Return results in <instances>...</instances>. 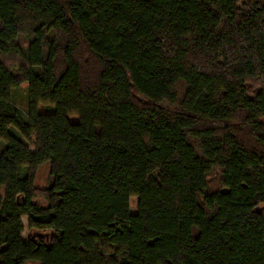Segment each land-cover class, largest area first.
Instances as JSON below:
<instances>
[{"label": "trees", "instance_id": "16d2710c", "mask_svg": "<svg viewBox=\"0 0 264 264\" xmlns=\"http://www.w3.org/2000/svg\"><path fill=\"white\" fill-rule=\"evenodd\" d=\"M28 262L264 264V0H0V264Z\"/></svg>", "mask_w": 264, "mask_h": 264}, {"label": "rangeland", "instance_id": "374dc122", "mask_svg": "<svg viewBox=\"0 0 264 264\" xmlns=\"http://www.w3.org/2000/svg\"><path fill=\"white\" fill-rule=\"evenodd\" d=\"M10 64L14 65L17 63V61L11 59L9 61ZM25 88L26 86H23L22 89L20 91H18L16 93V97H15V103L16 105H20L23 101H25ZM24 113V112H23ZM25 117V115H24ZM30 144V143H29ZM33 148V147H32ZM51 168L52 166L50 164H45L39 168H37L36 170H31L29 168H26L23 172V176H27V175H31V174H34L35 176V180H36V185L40 188H46L49 186V175H50V172H51ZM137 204H138V200L137 198H132L131 199V212L132 213H135L136 212V209H137ZM23 224H24V227H25V232L24 234L22 235V238L23 239H27L28 238V220L26 218H24L23 220ZM27 264H39V263H36V262H28Z\"/></svg>", "mask_w": 264, "mask_h": 264}]
</instances>
